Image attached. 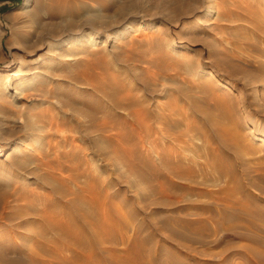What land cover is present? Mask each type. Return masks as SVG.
<instances>
[{"label":"rangeland","instance_id":"obj_1","mask_svg":"<svg viewBox=\"0 0 264 264\" xmlns=\"http://www.w3.org/2000/svg\"><path fill=\"white\" fill-rule=\"evenodd\" d=\"M24 1L0 264H264V0Z\"/></svg>","mask_w":264,"mask_h":264},{"label":"bare ground","instance_id":"obj_2","mask_svg":"<svg viewBox=\"0 0 264 264\" xmlns=\"http://www.w3.org/2000/svg\"><path fill=\"white\" fill-rule=\"evenodd\" d=\"M28 1L29 0H25L24 1V3H23V5H26V4H28ZM70 59H71V57H69ZM3 71H9L8 70V66H7V68H4V69H0V77L2 76V75H4L3 74ZM24 74H26V72L24 73ZM6 75V74H5ZM9 75V74H8ZM7 76V75H6ZM25 82H27L26 81V79H25ZM24 82V78L22 77V76H16V78L15 79H13V80H5V79H2V78H0V102H2L3 100H4V96H3V93H4V91L6 90V89H13V88H19V86H21L22 87V85L25 83ZM22 91H23V89L22 88H20ZM138 112V114H137V116H139V115H141L142 116V111H140V110H138L137 111ZM51 120V119H50ZM52 120L53 121H50L51 122V125L52 126H54V127H58V128H60L59 127V124H57L55 121H54V119L52 118ZM53 127V128H54ZM222 162V161H221ZM81 165V164H80ZM82 167V166H81ZM228 171V170H227ZM86 172V171H85ZM82 174H83V172H82ZM69 177V176H68ZM73 177H71V179H72ZM80 179V178H79ZM81 184V183H80ZM86 185V184H85ZM85 185H82L80 188H81V190H82V192L83 193H86L87 191L89 192V190L85 187ZM74 193V192H73ZM75 195V194H74ZM74 201V200H73ZM85 202V201H84ZM54 209V208H53ZM82 211H84V212H87V211H85V210H83V209H81ZM55 212V211H54ZM59 212V211H58ZM64 212H66V211H64ZM67 212H68V210H67ZM83 212V213H84ZM82 213V214H83ZM67 214V213H66ZM66 214L64 213V217H66ZM72 214V213H71ZM74 214V213H73ZM72 214V215H73ZM88 214V213H87ZM75 215V214H74ZM84 215V214H83ZM59 216H62V215H59ZM68 216V215H67ZM69 217V216H68ZM70 217H72V216H70ZM85 217H86V214H85ZM88 217V216H87ZM60 219V218H59ZM63 219L64 218H62V221H63ZM68 219V218H67ZM86 220H87V218H85ZM55 219H53V221H54ZM61 221V220H60ZM63 223V222H62ZM66 224V223H65ZM79 224V223H78ZM63 224H59V226L61 227V228H64L63 226H62ZM73 227V221L71 220V219H69V221L67 222V224H66V226H65V229L66 228H72ZM62 230V229H61ZM71 230V229H70ZM72 230H73V228H72ZM67 231V230H66ZM62 232V231H61ZM72 231H70L69 232V234L71 233ZM74 232V231H73ZM66 233V232H65ZM65 236H67V235H65ZM69 236V235H68ZM81 238V237H80ZM55 239H57V238H55ZM54 239V240H55ZM78 239V238H77ZM87 239V238H86ZM80 240V239H79ZM57 242L58 241H61V238H59L58 240H56ZM61 242H63V241H61ZM79 242V241H78ZM60 243V242H59ZM58 243V244H59ZM62 244V243H61Z\"/></svg>","mask_w":264,"mask_h":264}]
</instances>
